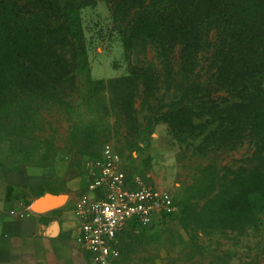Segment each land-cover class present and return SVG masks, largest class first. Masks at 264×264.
<instances>
[{"label": "rangeland", "instance_id": "1", "mask_svg": "<svg viewBox=\"0 0 264 264\" xmlns=\"http://www.w3.org/2000/svg\"><path fill=\"white\" fill-rule=\"evenodd\" d=\"M124 3L113 14L108 0L76 1L82 5L73 16L76 31L55 44L62 87L34 88L0 104V181L44 178L40 187L21 188L23 196L46 188L79 194L87 161L111 143L130 176L169 191L176 205L167 219L129 225L112 264H264V208L213 203L226 193L233 204L238 200L242 171L257 163L253 141L218 145L208 137L216 121L196 105L188 73L166 79L164 60L149 40L125 33L131 4ZM141 9L132 5L131 12ZM146 67L163 76L153 72L145 89L141 72L131 71ZM177 113L182 121L167 123Z\"/></svg>", "mask_w": 264, "mask_h": 264}, {"label": "trees", "instance_id": "2", "mask_svg": "<svg viewBox=\"0 0 264 264\" xmlns=\"http://www.w3.org/2000/svg\"><path fill=\"white\" fill-rule=\"evenodd\" d=\"M76 1L0 0V104L34 88L62 87L65 76L55 44L69 42L76 31L73 16L82 7ZM108 1L113 14L124 2L131 4L123 29L133 31L131 39L142 33L149 40L164 60L166 79L182 70L188 73L196 105L210 122L216 121L208 137L218 145L237 138L253 141L257 163L252 171H242L238 200L233 204L232 194L226 193L215 196L214 205L264 208V0ZM139 4L141 12H131ZM156 70L133 69L131 76L140 71L145 89L151 88L153 72L163 76ZM165 119L182 121L179 113Z\"/></svg>", "mask_w": 264, "mask_h": 264}, {"label": "built area", "instance_id": "3", "mask_svg": "<svg viewBox=\"0 0 264 264\" xmlns=\"http://www.w3.org/2000/svg\"><path fill=\"white\" fill-rule=\"evenodd\" d=\"M84 187L73 206L76 243L90 264H112L121 254L120 236L129 225L146 227L176 210L171 193L130 176L111 143L87 161Z\"/></svg>", "mask_w": 264, "mask_h": 264}, {"label": "crops", "instance_id": "4", "mask_svg": "<svg viewBox=\"0 0 264 264\" xmlns=\"http://www.w3.org/2000/svg\"><path fill=\"white\" fill-rule=\"evenodd\" d=\"M43 179L0 181V264H83L73 206L84 180L79 194L46 188L33 195H20L21 188L40 187ZM45 195L52 196L57 204L32 210L33 202Z\"/></svg>", "mask_w": 264, "mask_h": 264}, {"label": "water", "instance_id": "5", "mask_svg": "<svg viewBox=\"0 0 264 264\" xmlns=\"http://www.w3.org/2000/svg\"><path fill=\"white\" fill-rule=\"evenodd\" d=\"M57 204L55 200H53L52 196L45 195L43 197L38 198L35 200L31 206L32 210L38 211L43 209L45 206H53Z\"/></svg>", "mask_w": 264, "mask_h": 264}]
</instances>
